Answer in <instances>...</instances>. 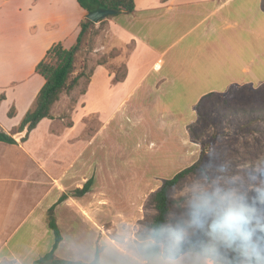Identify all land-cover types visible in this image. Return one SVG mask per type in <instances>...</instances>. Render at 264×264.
Returning a JSON list of instances; mask_svg holds the SVG:
<instances>
[{
  "label": "crops",
  "instance_id": "obj_1",
  "mask_svg": "<svg viewBox=\"0 0 264 264\" xmlns=\"http://www.w3.org/2000/svg\"><path fill=\"white\" fill-rule=\"evenodd\" d=\"M134 2L133 12H117L107 22L118 39L134 43L125 78L116 81L104 65H95L84 91L78 90L79 84L66 95L77 93L72 108L60 97L51 116L25 140L0 141V261L32 264L48 252L54 240L48 221L53 217L62 236L55 250L60 258L90 262L97 253L100 264H113L116 250L139 264H152L145 257L135 259L125 237L116 239L118 215L127 221L129 213L99 204L106 199L102 191L73 193L89 178L91 186L97 172L80 158L78 139L87 127L83 106L90 100V114L98 120L131 103L152 125L169 127L172 135L179 127L173 120L179 112L175 104L183 102L193 112L182 125L190 139L188 125L195 120L194 106L203 95L225 93L231 85L264 84V0ZM84 15L77 0H0L4 131L9 133L20 123L44 84L34 71L36 63L55 42L72 46ZM11 107L14 114L9 116ZM191 253L198 255L187 250L178 261Z\"/></svg>",
  "mask_w": 264,
  "mask_h": 264
},
{
  "label": "rangeland",
  "instance_id": "obj_2",
  "mask_svg": "<svg viewBox=\"0 0 264 264\" xmlns=\"http://www.w3.org/2000/svg\"><path fill=\"white\" fill-rule=\"evenodd\" d=\"M110 17L102 23H94L77 54L76 73L82 68L88 73L101 61L108 70L122 72V64L134 43L118 39L109 30ZM85 82L86 78L82 77L78 90L83 89ZM73 90L61 93L60 97L66 99ZM76 95L67 98L68 107H73ZM207 102L205 118L196 121V115L189 124L193 127V133L188 130L190 139L182 125L192 118L193 112L189 104L183 102L175 104L179 112L173 120L178 121L179 127L172 128V135L169 127L152 125L131 103H126L110 117V113H105L98 120L96 115L90 114V100L81 110V114L86 112L83 122L87 127H83L78 139L82 147L80 158L97 171L89 190L104 193L106 199L98 200L99 204L129 213L125 217L127 221L118 215L121 221L115 223V232L120 234L116 239L125 237L124 242L135 259L145 257L140 245L151 231L150 224L156 213L151 195L165 179L195 162L201 149L208 152L201 162L205 175L188 176L172 188L167 225L186 223L190 202L199 191L217 185L238 186L252 197L256 195V188L264 187V84L216 93ZM116 106L114 103L113 109ZM202 241V234L190 232L181 253L191 250L198 255L187 254L178 264H204L200 254ZM226 256L230 264H243L244 257L238 253L229 252ZM146 261L152 262L151 259ZM113 264L139 263L115 250Z\"/></svg>",
  "mask_w": 264,
  "mask_h": 264
},
{
  "label": "trees",
  "instance_id": "obj_3",
  "mask_svg": "<svg viewBox=\"0 0 264 264\" xmlns=\"http://www.w3.org/2000/svg\"><path fill=\"white\" fill-rule=\"evenodd\" d=\"M77 1L85 10V12L92 11L98 8H112L117 10L118 12L124 11L127 13H131L135 9L134 0ZM103 21L104 19L100 20V23H102ZM93 25L94 22L86 18L84 15L79 24L80 28L78 36L72 46L66 48L61 42H55L46 50L45 55L36 63L34 67L35 73L41 75L44 78V84L39 89L33 106L25 112L20 123L16 127H13L9 133L4 131L0 127V141L16 143L17 141L14 139L13 135L26 128L27 132L25 136L21 138V141L25 140L29 132L34 129L43 118L51 116V107L59 99L61 93L73 90L76 86L79 85L80 79L82 77L86 78L85 85L88 83L93 68H91L88 73H86L85 69L83 68L76 73L75 61L78 52L83 47V42L92 31ZM97 64L104 65L102 61L97 62ZM109 71L114 74V80L119 81L124 79L126 76V61L122 64V72L119 73L117 70ZM237 87H249V85H231L227 89V92H230ZM81 91H84V88ZM214 95H216V93L214 92L207 93L203 95L195 104L194 110L197 115L196 121L205 118V111L208 106L207 101ZM4 98L5 94L2 92L0 94V102ZM13 114L14 108L11 107L8 111V115L12 116ZM188 130L193 133L192 125L188 126ZM204 152V149H201L199 158L195 162L177 171L172 177L165 179L156 189V191H154V193L151 195L150 201L154 209L156 210V213L150 224L151 230L159 225L168 224L171 206L170 192L172 188L188 176L195 174L205 175V170L201 166ZM90 184L91 178L87 179L81 188H76L73 193L76 195L85 193L89 189ZM48 225L52 230L54 236L52 248L48 252L34 260L32 264H100L97 253L95 254L93 260L90 262L58 257L55 254V250L58 247L62 236L53 217L49 219ZM140 250H142V253L144 254L146 259H150L152 254L147 253L143 250V242L140 245ZM0 264H15V262L13 260H2L0 261Z\"/></svg>",
  "mask_w": 264,
  "mask_h": 264
},
{
  "label": "clouds",
  "instance_id": "obj_4",
  "mask_svg": "<svg viewBox=\"0 0 264 264\" xmlns=\"http://www.w3.org/2000/svg\"><path fill=\"white\" fill-rule=\"evenodd\" d=\"M255 192L250 197L241 187L218 185L199 191L190 202L186 223L154 227L143 250L152 254V264H178L182 246L194 231L203 236L204 264H230L229 252L244 257L243 264H264V187Z\"/></svg>",
  "mask_w": 264,
  "mask_h": 264
},
{
  "label": "water",
  "instance_id": "obj_5",
  "mask_svg": "<svg viewBox=\"0 0 264 264\" xmlns=\"http://www.w3.org/2000/svg\"><path fill=\"white\" fill-rule=\"evenodd\" d=\"M117 12V10L112 8H98L92 11L85 12V17L93 21L94 23H97L102 19L115 15ZM26 132L27 129L24 128L22 131L14 134L13 137L15 140H21V138L25 136Z\"/></svg>",
  "mask_w": 264,
  "mask_h": 264
}]
</instances>
